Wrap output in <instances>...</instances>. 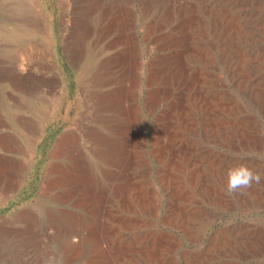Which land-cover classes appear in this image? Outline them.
<instances>
[{"label": "bare ground", "instance_id": "6f19581e", "mask_svg": "<svg viewBox=\"0 0 264 264\" xmlns=\"http://www.w3.org/2000/svg\"><path fill=\"white\" fill-rule=\"evenodd\" d=\"M80 1L85 19L75 16L72 37L105 40L90 75L104 130L86 131L101 172L93 176L96 166L85 155V194L97 218L45 213L50 225L61 229L59 219L63 226L64 260L85 246L96 252L86 264H264L260 219L228 221L188 247L221 211L264 212V0H140L141 13L129 5L133 0ZM20 33L13 34L19 41ZM19 66L21 72L4 71L17 81L12 87L34 88L41 80L36 66ZM142 86L149 90L136 102L133 89ZM72 135L62 134L53 153H67ZM6 144L0 140V149L7 151ZM2 158L9 157L0 151ZM238 165L260 180L230 193L227 172ZM8 170L0 164V180L8 181ZM13 218L34 221L25 210Z\"/></svg>", "mask_w": 264, "mask_h": 264}, {"label": "rangeland", "instance_id": "374dc122", "mask_svg": "<svg viewBox=\"0 0 264 264\" xmlns=\"http://www.w3.org/2000/svg\"><path fill=\"white\" fill-rule=\"evenodd\" d=\"M129 5L141 13L140 0H133ZM75 16L85 19V1L0 0V76L6 73L0 78V140L8 144L7 151H0L9 157L0 159V164L9 169L8 181L0 180V264H86L96 260V252H85L83 246L74 260L66 262L61 248L64 235L59 233L63 226L57 219V226L61 228L57 230L45 214L52 211L60 217L61 211H68L83 220L98 216L89 205L93 197L85 194L84 176L85 155L96 166L93 176L101 174L86 131L88 128L104 130L96 119L94 94L98 88L90 75L93 63L105 53V40L95 44V38L90 36L86 42H76L71 34ZM16 29L21 31L20 41L14 38ZM137 32L144 43L141 25L137 26ZM161 34L157 31L151 38ZM117 49L114 46L111 51ZM146 59V53L140 54V60ZM21 61L36 66L41 80L34 88L24 86L16 90L12 87L17 82L15 78L6 77L5 69L17 67L22 71ZM87 64L91 65L89 71L85 70ZM148 90L147 86L133 89L135 101L142 102ZM64 133L73 134L68 152L54 154L56 140ZM60 176L65 179L61 180ZM64 192L69 197L62 200L59 195ZM22 210L28 211L34 221L28 224L15 221L13 215ZM256 219L264 222V212L221 211L200 239L188 247L203 244L212 229L228 221ZM107 221L115 229L112 215L107 216ZM157 227L182 237L179 230H172L159 221ZM126 262V259L121 261Z\"/></svg>", "mask_w": 264, "mask_h": 264}, {"label": "clouds", "instance_id": "9594fccd", "mask_svg": "<svg viewBox=\"0 0 264 264\" xmlns=\"http://www.w3.org/2000/svg\"><path fill=\"white\" fill-rule=\"evenodd\" d=\"M260 175L244 165L228 169L226 189L232 193L241 188L249 187L253 181L259 182Z\"/></svg>", "mask_w": 264, "mask_h": 264}]
</instances>
